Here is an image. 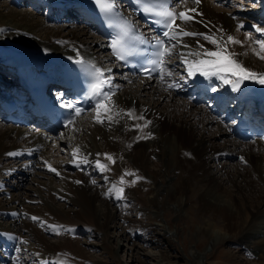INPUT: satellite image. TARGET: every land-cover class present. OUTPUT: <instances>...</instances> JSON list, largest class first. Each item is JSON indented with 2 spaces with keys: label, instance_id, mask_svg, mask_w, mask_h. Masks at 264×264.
I'll return each mask as SVG.
<instances>
[{
  "label": "bare ground",
  "instance_id": "1",
  "mask_svg": "<svg viewBox=\"0 0 264 264\" xmlns=\"http://www.w3.org/2000/svg\"><path fill=\"white\" fill-rule=\"evenodd\" d=\"M212 1L219 0H201L198 5L189 0L187 5L177 7L178 12L196 9L189 13L194 17L192 21L177 23L188 32L203 35L183 37L187 47L177 45L176 51L166 57L165 72L170 75H165L163 81L159 76L138 83L112 63L108 46L97 31L94 18L83 8L82 0L30 1L35 6L42 4L39 10H44L43 4L50 6L48 14L52 8H58L60 13L72 8L70 11L76 12L83 22L77 29H69L65 24L50 25L47 19L0 6V73L15 80V85L19 84V69L27 63L36 65L46 78L54 81L60 65L81 60L111 69L105 72L106 77H111L106 92H115L111 101L95 104L87 114L59 130L63 131L59 134L54 129L5 124L0 114V163L7 162L4 168L0 166V173L5 174L0 179L1 193L7 194L8 188L18 191L21 180L33 185L23 199L18 195L10 200L0 198V217L6 219L0 224V264H7L5 259L12 260L14 254L13 258L17 254L33 255L39 264H58L63 253L75 259L85 257L83 243L71 236L79 230L87 237L92 233L106 239L116 218L109 207L115 197L109 190L101 189L93 178L97 174L109 187L121 183L123 177L121 184L126 191L119 200L140 204L138 212L150 219H141L142 233L158 232L160 214L172 206L186 228H196V235L201 236L196 246L199 249L215 238V230L222 233L215 244L249 243L252 232L264 219V141L248 143L234 137L224 115L210 112L203 103L195 104L196 92L190 94V89L199 81L211 80L222 86V91L212 92L218 101L217 108L224 97L241 107L249 102L252 107L264 108V85L255 80H239L225 62L200 63L218 59L203 55L205 50L218 51L221 56L234 53V59L245 68L264 74V59L260 58L264 51L256 43L264 40V35L253 27L264 28V0H260L263 14L258 15L262 19L251 16L253 23L241 14L214 9ZM116 2L126 4L125 0ZM246 27L255 30L254 38L249 39L241 31ZM204 36H214L219 43L213 44ZM228 36L242 43H227L225 48ZM189 69L195 75L189 76ZM197 69L210 75H201ZM7 84L6 78H0V88H7ZM169 84L176 86L168 87ZM139 96L148 99L154 108L143 106ZM74 124L78 125L73 127ZM216 141H221L224 148L216 146ZM60 149L66 151L65 163L53 159ZM234 157L240 161L237 169L224 170L223 160L231 161ZM209 164L220 168L211 170ZM68 173H74L73 177ZM7 175L15 181L4 182ZM163 231L160 236L171 243L176 241V233L183 232L171 227ZM45 234L55 235L56 241L48 240ZM185 242L182 247L187 252ZM253 249L260 251L261 244ZM164 257L160 253L157 258ZM97 259L91 263H102ZM155 264L161 261L157 259Z\"/></svg>",
  "mask_w": 264,
  "mask_h": 264
},
{
  "label": "rangeland",
  "instance_id": "2",
  "mask_svg": "<svg viewBox=\"0 0 264 264\" xmlns=\"http://www.w3.org/2000/svg\"><path fill=\"white\" fill-rule=\"evenodd\" d=\"M30 1L37 2V0H29L27 2L25 0H17L15 2L14 0H0V6L4 7L7 5L9 6L8 9H16L22 12L25 11L32 14L33 16L41 17L45 20L47 19V23L50 25L60 26L65 24V26L69 29H77L79 25L83 23L78 18L76 12L73 13L70 11L72 8L66 9L63 13H60L58 8H52L50 14H48L50 6L45 7V4H43L44 10H39L38 6H41L42 4L35 6V4ZM220 1L224 0H219L218 2L212 1L210 5L214 9L224 13L234 12L235 14H241L246 16L250 21L253 20L251 19V16L255 15L258 18V15L263 14L261 13L262 9L260 10V0H227V3H222ZM254 7H257V9ZM259 18L262 19V16ZM241 31L245 32L249 39L250 37L254 38L253 35L256 34L253 32L255 30H252L248 27ZM0 78L4 80L5 76L1 74ZM136 83H138L137 80ZM9 85H11L10 82ZM147 100L148 99H144L143 97L139 96V101L144 103L143 106L154 108ZM90 114L91 112L89 115ZM86 121L87 119H84L83 123ZM4 123L7 124L6 122ZM75 125L77 126L78 124H74L73 127H75ZM61 132L63 131H57L55 134H59ZM215 145L219 148H224V144H222L221 141H216ZM57 151L58 153L55 154L53 159L65 163V161H67V156H65L67 155L65 153L66 151H62L61 149ZM152 161H155V158H152ZM223 161L225 164L222 167L228 172L235 171L238 165H240V161H238L236 157H234L231 161H227L226 159ZM5 164L7 165L6 160H2L0 163L1 168H4L6 166ZM216 168L220 167H218L216 164H209V169L215 170ZM136 171L139 172V170ZM68 174L71 175V177L74 175V173ZM2 175H5L4 171L0 173V179ZM7 177L8 179L4 180V182L8 183L9 181H15L12 175H7ZM93 178L98 181L97 183H99L102 190H109V192L115 197V200H113L109 206L110 209H113V212L116 214L112 228L107 231L106 239L101 236L93 235L92 233H90L87 237L80 230L77 233L75 231V234L71 236L76 238V241L83 243L82 247L85 249L87 255L82 258L78 256L75 259L70 258L68 254L63 253V257L60 258L61 260L58 261V264H96V262H91L93 260L98 261L97 258L101 260L102 263L100 264H155L157 259L161 261V264H264V219L261 223H259L257 229L251 234L249 243L253 242L254 244H249L248 242L246 244L238 242H220V244H215V240L219 241V239L222 237V233L217 234L218 230H215L216 233H214L213 236L215 238L210 239L205 247L199 249L196 246L201 236L196 235L197 232L195 227L190 229L186 228V225H184L182 222V217L176 216V207L169 206L167 211L160 214V225L157 226L158 232L142 233L140 232L141 228L139 227L141 219L144 222H148L150 219H148L147 216L142 215L141 212H138V210H141L142 208L140 204L137 206L133 201L122 202L119 200L121 197L125 196V187L121 183H117L115 189L113 187H109L108 183L103 182L100 174L93 176ZM136 179L137 177L134 178V180ZM19 185L21 187L18 191L8 188L7 194H2L0 190V198L3 197V199L10 200L12 196L18 195L21 199H23L29 194L30 189L33 188V185H31V183L28 181L21 180L18 182L17 186ZM226 186L225 187L228 189L229 184H226ZM120 188H123L122 194L118 192ZM118 196L120 198H118ZM34 205L35 204L32 206ZM21 208L22 207H20V209ZM171 209L173 210V213ZM5 221L6 219L0 217V224ZM153 223L157 222L154 221ZM170 227L173 229V231L183 230V232H178L174 235V239L176 241H172V243L168 240H165L164 238L162 239V236H160V234L164 233V228ZM210 234L206 237L207 240L210 238ZM54 236L55 235L45 234V238L50 241H56ZM185 241L187 242V252H184V247H182V244ZM258 244H261V249L257 252L253 249V246ZM103 246L106 247V250H102L101 247ZM134 247L137 248L134 249ZM191 252L195 254L192 256ZM221 252L227 253L228 255H224V253L222 255ZM160 253L165 256L163 260L157 258L159 257ZM14 255L12 256V260L14 259L18 263H15L13 262L14 260L12 261L10 258H8L5 259L8 260L7 264H39L33 255L17 254L16 258H13L15 257Z\"/></svg>",
  "mask_w": 264,
  "mask_h": 264
},
{
  "label": "snow or ice",
  "instance_id": "3",
  "mask_svg": "<svg viewBox=\"0 0 264 264\" xmlns=\"http://www.w3.org/2000/svg\"><path fill=\"white\" fill-rule=\"evenodd\" d=\"M194 4H199L201 0H191ZM97 5L100 7L101 11L109 17L112 16H119L120 13L118 11V5L116 0H96ZM137 5L139 6V10L142 11L146 15H151L155 17L156 19L153 20V23H155L158 27H163L165 29L162 32L163 38H156L155 40V56L156 58L151 61L152 67L151 68H143V71L145 73H148L149 75L152 72H158L160 74L161 81L164 80L165 75H170V73L165 72V58L170 57L174 50L176 49L177 45H181L183 47H187L186 44L183 43V37L186 36H193V35H203L201 33H191L185 30V28L177 23V20L183 22V24H187L188 22L192 21L194 17L190 15L189 13L196 12L195 8L186 9V11H180L177 12L175 9L181 5H187L189 3V0H178V4L173 5L171 8L167 5L166 0L165 2L158 3L155 6H148L145 3V0H136ZM242 27V25H241ZM255 27L256 31L264 35V28L259 26H253ZM132 31L135 32V28L130 24L126 22V30L124 32V35H128V32ZM166 38V40L164 39ZM206 40H209L213 44H218L219 42L214 36H204ZM136 39L139 41L140 44H146L149 46H152L148 39L146 37H143V35H137ZM174 42V43H173ZM227 43H234V44H240L241 41L236 40L232 36H228L225 42V48ZM256 43L260 46L261 50L264 51V40H257ZM120 44L119 40H114L111 47L114 50V54L116 55L117 59L125 61L127 63V55H132L133 53L129 52L125 54L121 48L118 47ZM201 47H203L201 45ZM205 56L208 57H217L218 59L216 61H201V64H218L220 62H225L228 65H231V68L229 71H231V74L234 76H237L239 80H255L257 83H260L264 85V74H258L253 73L249 69L245 68L242 63L234 59L235 54H229V56H221L220 52L218 51H208L205 50L204 53H202ZM261 59H264V56L260 57ZM78 64H81L82 67L85 68L86 71L89 72V74L94 78L95 83L91 85L92 89V96H100L103 98V100L111 101V96L115 95V92L112 90H109L108 92L102 91V88L105 84H111V77L105 76V72H110L111 69H102L99 67H96L94 64H88L87 62L78 60ZM197 71L200 72L201 75L209 76L210 73L207 71H202L200 69H197ZM188 75L192 76L195 75V73L189 69ZM174 84H169L168 87H175ZM214 90V89H213ZM234 91L237 90L235 87L233 89ZM67 107L70 109L74 108L73 103H68ZM74 111L77 115L81 113V109L78 107L74 108ZM131 116V113H129ZM139 119H143V116L138 117ZM111 119V118H109ZM68 123H72L71 120L68 121ZM150 123V122H148ZM139 127V126H138ZM144 127H147V123L144 125ZM78 151V150H77ZM11 155V154H10ZM107 159L111 160V156H107ZM87 162V161H85ZM115 161H113L114 163ZM98 166H100L103 169V165H99V162H97ZM52 171H55V169H51ZM125 175H133L132 173H125ZM121 183H124L123 177H121ZM79 183V181H77ZM135 183V181H133ZM115 189V185L113 186ZM120 194L123 193V188H120L118 190ZM118 198H120L118 196ZM33 220H36L38 218L32 217ZM54 229L58 226H50Z\"/></svg>",
  "mask_w": 264,
  "mask_h": 264
}]
</instances>
